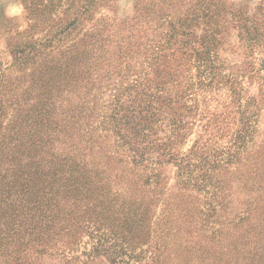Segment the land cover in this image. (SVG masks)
Instances as JSON below:
<instances>
[{
  "label": "trees",
  "instance_id": "obj_1",
  "mask_svg": "<svg viewBox=\"0 0 264 264\" xmlns=\"http://www.w3.org/2000/svg\"><path fill=\"white\" fill-rule=\"evenodd\" d=\"M92 52L85 47L74 57L81 55V64L73 60L65 73L57 65L45 72L50 81H36L42 93L2 136L0 264H264V163L257 157L239 166L240 151L200 161L180 155L173 149L185 135L178 118L161 141L164 81L136 79L125 87L140 90L131 105L125 107L120 92L100 105L112 69L90 64ZM91 70H99L96 79ZM50 84L54 91L46 94ZM233 159L238 169L246 167L244 185L253 181L259 193L229 216L228 181L215 172ZM171 162L176 182L166 189Z\"/></svg>",
  "mask_w": 264,
  "mask_h": 264
},
{
  "label": "rangeland",
  "instance_id": "obj_2",
  "mask_svg": "<svg viewBox=\"0 0 264 264\" xmlns=\"http://www.w3.org/2000/svg\"><path fill=\"white\" fill-rule=\"evenodd\" d=\"M85 47L93 51L86 56L90 64L112 69L100 105H110L115 92L131 105L140 90L125 87L136 79L164 81L169 97L161 99V141L171 135L170 119L178 118L185 135L173 149L180 155L200 161L240 151L239 166L257 157L264 163V0H0V142L21 122L22 108H31V98L42 93L36 81L49 82L43 74L56 65L60 74L73 60L81 64L82 56L74 57ZM90 72L99 76V70ZM52 84L46 94L53 93ZM116 137L110 141L115 149ZM176 170L166 164V189L175 184ZM245 172L235 159L216 168V178L228 181L230 210L224 215L235 216L259 193L253 181L244 185ZM162 208L160 202L153 222Z\"/></svg>",
  "mask_w": 264,
  "mask_h": 264
}]
</instances>
